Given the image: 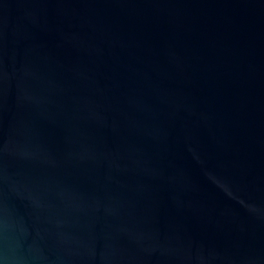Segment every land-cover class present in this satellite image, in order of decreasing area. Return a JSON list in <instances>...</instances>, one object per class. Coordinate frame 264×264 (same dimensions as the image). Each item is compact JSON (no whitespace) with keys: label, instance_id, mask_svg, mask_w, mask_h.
<instances>
[{"label":"water","instance_id":"1","mask_svg":"<svg viewBox=\"0 0 264 264\" xmlns=\"http://www.w3.org/2000/svg\"><path fill=\"white\" fill-rule=\"evenodd\" d=\"M0 264H264V0H0Z\"/></svg>","mask_w":264,"mask_h":264}]
</instances>
